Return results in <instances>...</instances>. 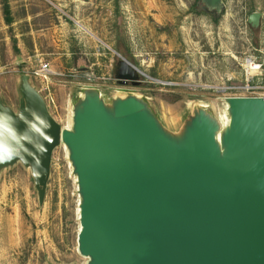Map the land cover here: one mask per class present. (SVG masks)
<instances>
[{"label":"water","instance_id":"95a60500","mask_svg":"<svg viewBox=\"0 0 264 264\" xmlns=\"http://www.w3.org/2000/svg\"><path fill=\"white\" fill-rule=\"evenodd\" d=\"M204 1L207 13L225 9ZM120 58L116 80L137 87L147 76ZM17 95V110L0 95V180L22 166L43 208L63 147L85 264H264V97H226L222 114L189 102L185 118L167 124L133 90L106 98L83 86L62 126L30 74L19 76Z\"/></svg>","mask_w":264,"mask_h":264},{"label":"rangeland","instance_id":"374dc122","mask_svg":"<svg viewBox=\"0 0 264 264\" xmlns=\"http://www.w3.org/2000/svg\"><path fill=\"white\" fill-rule=\"evenodd\" d=\"M197 2L0 0V95L17 110V82L28 73L62 126L72 95L83 86L106 98L133 90L150 98L167 124L180 123L189 102H208L222 114L233 87L264 82V0H222L218 17ZM255 13L262 14L258 28L249 23ZM118 54L147 76L137 87L116 80ZM247 61L263 65L262 71L250 72ZM44 64L50 73L43 83L34 72ZM78 201L63 147L53 156L43 208L28 171L18 166L4 173L0 264H85L77 251Z\"/></svg>","mask_w":264,"mask_h":264},{"label":"built area","instance_id":"2783aa9c","mask_svg":"<svg viewBox=\"0 0 264 264\" xmlns=\"http://www.w3.org/2000/svg\"><path fill=\"white\" fill-rule=\"evenodd\" d=\"M118 56L121 57L119 54ZM247 69L250 70V72L259 73L262 71L263 65L257 64L254 61H247ZM48 73H50L48 64L41 65V67L34 72L36 77L42 79L43 83L48 81ZM43 88L48 91L47 86H44ZM232 90L236 93L235 96L232 97H264V82L252 80L245 84L233 87ZM40 92L42 93L43 90Z\"/></svg>","mask_w":264,"mask_h":264},{"label":"flooded vegetation","instance_id":"af4514ba","mask_svg":"<svg viewBox=\"0 0 264 264\" xmlns=\"http://www.w3.org/2000/svg\"><path fill=\"white\" fill-rule=\"evenodd\" d=\"M197 5L200 6L203 10H205V8H208L207 3L204 0H197ZM221 12H219V10H211V15L218 17L220 15Z\"/></svg>","mask_w":264,"mask_h":264},{"label":"trees","instance_id":"16d2710c","mask_svg":"<svg viewBox=\"0 0 264 264\" xmlns=\"http://www.w3.org/2000/svg\"><path fill=\"white\" fill-rule=\"evenodd\" d=\"M5 8H6V9H5V12H6V15H7V22H8L9 24H11V23H12V20H11V17H10V8H9L8 5H7Z\"/></svg>","mask_w":264,"mask_h":264}]
</instances>
